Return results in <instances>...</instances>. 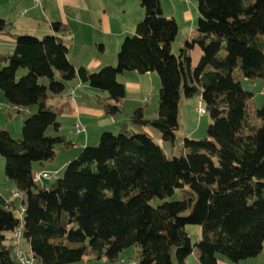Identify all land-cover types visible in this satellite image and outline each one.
<instances>
[{
	"label": "trees",
	"instance_id": "obj_1",
	"mask_svg": "<svg viewBox=\"0 0 264 264\" xmlns=\"http://www.w3.org/2000/svg\"><path fill=\"white\" fill-rule=\"evenodd\" d=\"M139 2L143 17L135 32L123 38L116 63L97 71L70 62L61 22L51 23L52 33L35 36L12 33L0 17V32L14 40L11 52H0V91L9 108L29 111L19 138L0 128L5 178L14 182L22 207L18 217L0 195V264H19L9 240L20 225L21 243L38 264L117 263L129 247L136 250L133 264H188L192 253L199 264H217L219 256L237 263L261 253L264 103L255 106L239 75L264 79V0H197L196 34L177 54L171 49L175 19L164 15L160 0ZM197 45L201 54L191 65ZM126 71L158 75L157 115L147 118L143 107L136 108L131 125L122 124L117 134L103 131L62 176L49 185L34 181L33 164L50 162L57 146L71 144L59 132L62 107L50 100L76 79L103 92L95 101L115 115L125 95L117 77ZM182 93L198 94L211 122L205 136L185 137L182 153L169 157L146 128L173 145ZM186 186L182 199L153 204ZM188 225L201 230L194 244Z\"/></svg>",
	"mask_w": 264,
	"mask_h": 264
},
{
	"label": "crops",
	"instance_id": "obj_2",
	"mask_svg": "<svg viewBox=\"0 0 264 264\" xmlns=\"http://www.w3.org/2000/svg\"><path fill=\"white\" fill-rule=\"evenodd\" d=\"M160 3L164 15L175 19L174 16L165 13L163 5H165L166 0H160ZM182 16L184 25L186 24V29H188L187 37L194 36L195 14L190 4H183ZM0 17L10 24L12 33H26L35 36L52 33L51 23L54 21L61 22L67 27V32L62 35V38L67 45L70 62L75 67L84 66L89 71H97L102 66L116 63L121 42L126 35L135 32L136 24L143 17V9L139 0H40L39 2L0 0ZM13 46L12 35L6 31L0 32V49H3L0 52H11ZM194 49L195 47L191 50V65H195L200 57L199 55L197 60L193 62L192 52ZM117 78L124 85L125 95L122 100L121 111L115 115L105 114L102 107L95 101L94 97L103 96V92L96 91L76 79L66 83L67 88L61 96L53 97L50 100L52 105L62 107L59 116V132L71 142L70 146L65 148L71 147L73 151L67 154V158L59 161V164L50 162L43 165L33 164V171L46 169L58 172L84 146L92 145L97 141L103 131H113L117 128L119 130L124 123L131 125V114L138 107L144 108V116L147 118L157 115L158 98H156V94L160 87V79L156 73L126 71L118 75ZM253 87V90L251 89L253 93L255 90L258 91L264 102V79L255 80ZM70 88H74L75 91L72 102H68L66 97ZM1 106L6 112L7 110L15 111V108L8 107L0 93ZM76 122L83 126V132H76L74 127ZM146 131L153 136L151 128H146ZM15 133L17 135L18 132ZM153 137L161 145L160 136ZM53 165L57 167H51ZM50 183L44 180L40 184L49 185ZM0 195L4 197L2 192ZM4 199L11 201L14 205L12 197H4ZM186 229L200 238L201 230L198 226L188 225ZM193 255L195 259L192 264H199L196 255ZM187 263L189 264L188 259ZM217 264L230 263L221 258L217 260ZM234 264H264V243L259 255Z\"/></svg>",
	"mask_w": 264,
	"mask_h": 264
},
{
	"label": "rangeland",
	"instance_id": "obj_3",
	"mask_svg": "<svg viewBox=\"0 0 264 264\" xmlns=\"http://www.w3.org/2000/svg\"><path fill=\"white\" fill-rule=\"evenodd\" d=\"M183 4H186V5L190 4L194 9L195 18H194V27H193L194 33L193 34L195 35L196 34L197 19H198L197 0H172V1L166 0L165 5H163L165 13L170 14L171 16H174L175 21L179 27V32L176 36V40L172 43V51L175 54L178 53V50H179L180 46L182 45V42H184L185 37H187V35H188L187 34L188 29H186V24L184 25V21H183L184 18L182 16ZM0 51H3V49H0ZM196 51H198V52H196ZM196 54H198L197 57H196ZM200 54H201V49L197 45V46H195L194 52H192V56L194 58L193 62H195L197 60L196 58H198V56ZM23 73H25L24 70L19 71L17 74V78L20 77ZM236 74H239L238 68L235 69L234 75H236ZM239 80L241 81L242 87L246 91H249L253 94L255 106L256 107L262 106V104L264 103L262 101V95L259 94L258 91H256V90L254 91V93L252 91L253 90L252 88H254L253 83L255 80H250V79H247V78L240 76V75H239ZM256 80H263V79H256ZM40 81H41V83L46 82L45 79H41ZM0 93H1L2 97H4L3 93L1 91H0ZM156 98H158V96H156ZM50 103H52V102H50ZM199 108L205 109V104L201 100V97L198 94H195L191 97H186L182 93L181 100L179 103V127L175 133L176 134L175 143L173 145H171L169 142H162L161 141V146H162V148H163V150L167 156H169V157L179 156L182 153V147H183L182 143H183V139L185 137H189L191 139H199V138L206 135L207 126H208V123L211 122V119H210V116L207 112H205L204 114H200L198 112ZM35 110H36V108L34 106L30 108V112L31 111L34 112ZM28 115H29L28 110H21L20 112H16V111L12 110L11 115L9 116L7 114V112L5 111V109H3V106H1L0 107V128L5 129V130H9L14 137L17 136V138H19L21 136V128H22L23 122L28 117ZM256 122L260 123L259 120H257ZM130 127L134 128V126H130ZM136 129L137 128H135V130ZM16 131L18 132L17 135L15 133ZM50 132H51V130H49V133ZM112 132L114 134H117L119 132V130L117 128V129H114ZM151 132L153 133V136H160V134L152 128H151ZM190 132H192V133H190ZM98 140H99V138L91 146L98 144ZM63 147L64 146H62V145L57 146L56 157H54L53 160L50 161V163L59 164V161L67 158V154L71 153V151H73V149L71 147L70 148H65V147L63 148ZM79 153H80V151L77 152V154L74 157L70 158L69 161L76 158V156H78ZM4 163H5V159L2 155H0V192H2L3 196L6 198L12 197L13 202H14V213L19 217L21 212H22L20 196L18 194L16 196H13V192L16 191V186L12 180L5 178ZM46 163H49V162H46ZM67 163H65V165L58 170V172L56 174L57 177L62 176L64 174V169H65V166L67 165ZM34 164H38V163H34ZM51 167H57V166L53 165ZM48 183H50V180L48 181ZM188 193H189V188L187 186L183 189H176L172 195H170V196H168L162 200L156 199L155 201H153V204H155V205L160 204L164 200L165 201L180 200L184 196H186ZM188 232L190 233L191 242L193 244L196 241H198L199 238L196 237V234H194L190 230ZM8 235H10V234H8ZM12 241H13V239L9 240V242H12ZM21 246L24 249H29L28 245L24 241H22ZM193 254H195V253H192L188 257L189 264H192L193 260L195 259L194 258L195 256ZM135 255H136L135 249L130 248V247L125 248L123 250V252L121 253L118 262H120V261L125 262L126 261V264H131L132 261L134 260L133 258L135 257ZM221 258L222 257L219 256L218 259H221ZM222 259L225 260L226 262L230 263V264H234V263H232V262H230L224 258H222ZM84 262L86 264H116L114 262L106 260L105 258L84 260Z\"/></svg>",
	"mask_w": 264,
	"mask_h": 264
},
{
	"label": "built area",
	"instance_id": "obj_4",
	"mask_svg": "<svg viewBox=\"0 0 264 264\" xmlns=\"http://www.w3.org/2000/svg\"><path fill=\"white\" fill-rule=\"evenodd\" d=\"M32 1L39 2L40 0H32ZM74 94H75L74 88L68 89L67 96H66L68 102L74 101ZM263 94H264V92H263ZM198 112L200 114H204L205 110H204V108H199ZM74 127H75L76 132H83L84 131L83 126L78 122H76L74 124ZM56 174H57V171H50V170H46V169H41L39 171H33L32 177H33V180L36 182H43L44 180H46V181L50 180L51 181V180L55 179L57 177ZM16 195H17V192H14L13 196H16ZM20 216H22V212H21ZM21 228H22V226L20 225V227L15 229L12 233V239L16 243V246H15L16 258L19 261V264H38L37 259L34 257L32 252L29 249L22 248V246H21V237H22ZM133 263L134 262L132 261L131 264H133ZM116 264H126V261L125 262L120 261V262H117Z\"/></svg>",
	"mask_w": 264,
	"mask_h": 264
}]
</instances>
